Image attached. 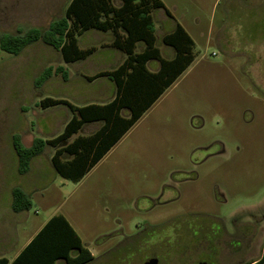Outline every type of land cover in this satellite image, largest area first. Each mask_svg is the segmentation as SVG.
<instances>
[{
    "label": "rangeland",
    "instance_id": "rangeland-1",
    "mask_svg": "<svg viewBox=\"0 0 264 264\" xmlns=\"http://www.w3.org/2000/svg\"><path fill=\"white\" fill-rule=\"evenodd\" d=\"M68 1L0 0V37L46 28ZM161 1L190 28L195 60L77 183L54 172L50 148L32 160L30 174L18 175L11 139L18 134L30 146L34 138L55 137L60 109L69 111L41 109L39 101L50 97L79 106L100 87L76 75L70 88L61 75L38 87L44 69L62 65L60 54L41 42L18 55L0 50V256L12 257L42 222L61 214L93 255L86 264H143L148 256L158 264L260 258L264 43L241 37L239 27L250 16L261 24L264 0ZM79 67L83 74L93 70ZM36 177L30 207L14 212L12 190Z\"/></svg>",
    "mask_w": 264,
    "mask_h": 264
},
{
    "label": "trees",
    "instance_id": "trees-1",
    "mask_svg": "<svg viewBox=\"0 0 264 264\" xmlns=\"http://www.w3.org/2000/svg\"><path fill=\"white\" fill-rule=\"evenodd\" d=\"M156 9H163L169 15L161 0H69L63 15L51 21L46 28H31L23 33L0 37V50L8 54L18 55L27 46L41 42L58 52L62 61L69 64L86 59L96 50L95 47L80 49L78 37L86 31L97 30L110 32L113 37L110 46L126 55L114 70L86 77L88 81L107 77L114 82L116 94L111 102L76 107L63 99L46 97L39 101L41 109L64 105L74 116L61 134L48 140L34 138L29 147L23 145L20 135L12 136L18 174H26L31 160L41 155L46 146H51L56 149L51 158L55 172L66 180L79 182L185 72L195 59L194 43L177 24L173 32L162 38L163 43L175 52L172 60H165L155 44L152 12ZM138 42H143L144 50L135 53ZM149 60L159 62L158 72L147 70ZM52 75H61L64 80L68 77L64 67H48L35 84L41 86ZM123 109L129 111L127 118L120 115ZM97 121H103L104 125L95 135L78 137L64 148L59 147L84 124ZM64 154L72 156V159L63 160ZM29 207L28 196L20 188H14L12 210L18 213L27 211ZM92 260L93 255L82 245L66 218L57 214L47 220L12 262L0 258V264H57L58 261L62 264H86ZM247 264H264V243L260 258Z\"/></svg>",
    "mask_w": 264,
    "mask_h": 264
},
{
    "label": "crops",
    "instance_id": "crops-1",
    "mask_svg": "<svg viewBox=\"0 0 264 264\" xmlns=\"http://www.w3.org/2000/svg\"><path fill=\"white\" fill-rule=\"evenodd\" d=\"M245 2H248V0H245ZM162 3L164 5L165 9L169 12L170 16L167 15L165 13V10H163V9H156V10H160V12H161L160 15H158V17H156V18L154 17L155 15H153L155 10L152 12V21H153V24H154V33H155L156 43L160 42L162 44V48L157 47V45H156V47L159 49L161 56L165 60H172L174 58V56H175L174 49L171 48L170 46L165 45L163 43V41H162V38L166 34H169V33L173 32L177 24H179L184 29V31L187 33V35L191 38V40L194 43V47H195V42H194L192 33L190 32V28L185 26L183 24L182 20H180V18H177L175 15H173L167 9V7H166V5L164 4L163 1H162ZM255 21H256V18L253 17V16H250V18H247V19L241 21L242 24H243V25H241L239 27V30L241 31V37H248V39L261 37L260 38V39H262L261 43H264V20H260L261 24H259V25L254 23ZM156 22H157V24H156ZM195 23L198 24L199 21L196 20ZM156 27H158V29H156ZM112 40H113V37H112L110 32H101V31H97V30H89V31H86L85 33H83L81 36H79L78 37V46H79L80 49H86V48H89V47H95L96 50L84 60H80V61L69 63V64H65L62 61V65L61 66L66 69L67 74H68L67 79L66 80L63 79L64 80L63 82L67 83L68 86H69V84H70L69 82L71 80V77L72 76L74 77V75H76L77 78L78 77L79 78L83 77V78L86 79V77L93 76V75H95L96 73H99V72L112 71L115 68H117L120 64H122V62L125 60L126 55L123 52H121L120 50H117V49H115V48L110 46ZM254 47L255 46H253L251 44L250 49L253 50ZM143 50H144L143 42L136 43L135 49H134L135 53H140ZM98 63H101L102 65L98 67V71H97L96 70L97 68H94V65L98 64ZM86 65L88 66V69H93L92 72H88L87 74H83V73L79 72V69H82L79 66L86 67ZM71 66H73V67L70 69ZM146 68H147V70L149 72L156 73L160 69V64L156 60H149L146 63ZM259 76L263 77L264 75L262 73H260ZM88 82L90 84H92V85L93 84H97L100 87L99 88V92L100 93H97V95H95V97H94V94L92 92H87L88 94L86 93L87 94L86 101H84L79 106H77L75 104H72L71 102L68 101L69 103H71L72 105H74L76 107H84V106H87V105H90V104L104 105V104H107V103L111 102L114 99L115 94H116V86H115L114 82H112L109 78L100 77V78H97V79H95L93 81H88ZM70 86H69V88H70ZM73 90H74V88H73V85H72V90L71 91L73 93V96H77L76 98L79 99L77 101L80 102L82 100L81 99L82 97H80L79 95H75V92ZM63 100H65V99H63ZM58 106H64V105H58ZM58 106H54V107H50V108H55V107H58ZM64 107L67 108V110L69 111L70 114L67 113V112L65 113L66 109H65V111H64V109H60L62 111V113L60 115L61 128H59V130H58L59 132L57 131V133H59V134H61L63 132V130H64L65 126L67 125V123L74 116V113L71 112V110L67 106H64ZM120 115L122 117H124V118H127L129 116V111L127 109H123V110H121ZM58 124L59 123H57L56 127H58ZM103 125H104L103 121L86 123L78 130V132L76 134L72 135L70 138H68L67 140L63 141L59 145V147L60 148H64L66 145L70 144L71 142H73L74 139H76L78 137H89V136L95 135L97 132H99L101 130ZM59 134H57V135H59ZM124 136H122V138H120V140L118 142H116L106 152V154H104V156L102 158H104L113 148H115L116 145L123 139ZM105 144H107V143H105ZM26 147H29V146H26ZM46 148L52 149V155L50 157V162H51V158H52V156H53V154H54L56 149L54 147H51V146H46L45 150H46ZM62 157H63V160H71L72 159V156H70L68 154H64ZM32 160H34V158ZM32 160H31V162H32ZM31 162H30L29 171L26 174H24V175L30 174L32 172L33 165L31 167ZM51 166H52V163H51ZM52 168H53V166H52ZM53 170H54V168H53ZM54 172H55V170H54ZM32 174L37 175L36 173H32ZM18 175H20V174H18ZM24 175H20V176H24ZM37 180H38V178L36 177V178H34L32 184L21 185V187H22L21 190L28 196L29 191L31 189H33V190L35 189L34 185L36 184ZM51 217L52 216H50L48 219H50ZM47 220L42 222L37 227V229L32 234V236L25 242L24 246H22L19 250H17L16 253L12 257L7 258L6 256L2 255V256H0V258H6L9 261V263L12 262L18 256V254L24 249V247L30 242V240L36 235V233L43 227V225L47 222ZM57 264H62V261H58Z\"/></svg>",
    "mask_w": 264,
    "mask_h": 264
},
{
    "label": "flooded vegetation",
    "instance_id": "flooded-vegetation-1",
    "mask_svg": "<svg viewBox=\"0 0 264 264\" xmlns=\"http://www.w3.org/2000/svg\"><path fill=\"white\" fill-rule=\"evenodd\" d=\"M180 240H178V242H179ZM153 259H155L156 261H157V264H158V260H157V258L156 257H154V256H148L146 259H145V261H144V263H146V262H148V261H150V260H153ZM200 262H205V261H200ZM143 263V264H144ZM199 263V262H198ZM197 263V264H198Z\"/></svg>",
    "mask_w": 264,
    "mask_h": 264
},
{
    "label": "water",
    "instance_id": "water-1",
    "mask_svg": "<svg viewBox=\"0 0 264 264\" xmlns=\"http://www.w3.org/2000/svg\"><path fill=\"white\" fill-rule=\"evenodd\" d=\"M144 264H157V261L155 259H153V260H150ZM198 264H206V263L205 262H199Z\"/></svg>",
    "mask_w": 264,
    "mask_h": 264
}]
</instances>
